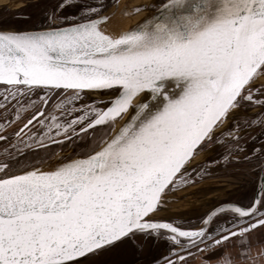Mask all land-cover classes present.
Wrapping results in <instances>:
<instances>
[{
	"label": "snow or ice",
	"instance_id": "snow-or-ice-1",
	"mask_svg": "<svg viewBox=\"0 0 264 264\" xmlns=\"http://www.w3.org/2000/svg\"><path fill=\"white\" fill-rule=\"evenodd\" d=\"M151 7L117 34L101 0H56L46 24L0 28V264H94L138 237L165 242L151 264H186L191 248L233 264L225 245L264 229V157L247 203L222 202L199 227L156 215L204 173L193 161L206 148L227 137V161L254 125L264 136V0ZM57 137L87 142L47 165L21 151Z\"/></svg>",
	"mask_w": 264,
	"mask_h": 264
},
{
	"label": "rangeland",
	"instance_id": "rangeland-1",
	"mask_svg": "<svg viewBox=\"0 0 264 264\" xmlns=\"http://www.w3.org/2000/svg\"><path fill=\"white\" fill-rule=\"evenodd\" d=\"M119 1L120 0H101L106 6L105 11L101 14H106L108 12L107 10L114 7ZM88 2L94 3L95 0H88ZM160 2L161 0H155L154 5H158ZM55 3L56 0H11L9 4L0 9V28L26 29L34 24H46V15L50 12ZM150 10L154 11L152 7ZM18 16H23L24 18H16ZM117 126H119V122ZM6 148H8V146H0V158H4ZM9 150L11 151L12 149ZM61 155L62 153H59L50 160L55 161ZM49 161H45V165L48 164ZM243 162L245 161L241 158L240 164ZM246 164L245 162L242 164V167L237 166L241 171H235L236 174L226 171L220 181H212L214 179L208 178V182L206 181V183L204 182L198 186H192L184 190L175 189L173 193L171 192L168 195V202L165 209L156 215L168 218H179L177 219L178 221L191 225H193L192 223L195 221L194 225H198L204 214L215 206L216 201L224 200L226 197H230L250 188L255 178H253V176L249 177V173H246L248 172L246 171L248 168ZM145 240L146 239L142 237H138L132 242V246L127 248L126 254L113 256V253L117 250L113 247L102 252L99 256L92 258V260L94 264H138L141 258L161 252L162 249L166 247L165 244H161L160 240L157 241L148 238L147 242H150L148 249L142 251V245ZM189 251L194 252L196 249L191 248ZM137 258H139V260H136Z\"/></svg>",
	"mask_w": 264,
	"mask_h": 264
},
{
	"label": "flooded vegetation",
	"instance_id": "flooded-vegetation-1",
	"mask_svg": "<svg viewBox=\"0 0 264 264\" xmlns=\"http://www.w3.org/2000/svg\"><path fill=\"white\" fill-rule=\"evenodd\" d=\"M259 111L260 109L258 107H249L246 109L245 112L242 113V115L251 117L253 113H257ZM34 130L39 132L42 129L40 128L39 125H35ZM102 130L103 129L98 126V130L96 134L98 135L99 132ZM11 131L12 129L9 128V134H11ZM249 131L252 138L250 139L246 137L244 140L241 141V147L243 148V151L240 152L233 151L232 156L227 161L223 159V156L227 155L229 152V146L226 143L228 139L227 137L221 138L220 142L213 143L210 147L202 151L193 161V164L197 166V171H199V167L203 166L205 169L204 173L200 176V178L197 180L196 183L191 184L187 187H178L176 189L184 190L192 186H198L204 182L206 183V181L207 180L209 181V179H214L212 181H220L221 177L224 176L223 174L226 173V171H230V173L236 174L235 171L237 172L241 171L238 167H242V164L246 162L247 163L246 165L248 166L246 170L248 172L246 173H249V177L253 176V178H255L250 188L247 190H243L238 194H234L230 197H226V199L224 200L216 201L215 206L221 204L222 202H235L238 204L247 203L252 198L253 192L256 190L258 186L259 169L257 166L260 163L261 157H264V153H257L256 155H252L253 148L259 149L261 148L262 145H264V136L261 135L262 129L258 125H254ZM25 133H27V129L25 130ZM55 139L57 140V143L55 144H51L48 141H44L43 147L38 148L33 145L31 148H27V147L21 148V151L25 153L27 158L32 162H36L41 159H44V161H49L59 153H62V155L65 157L75 158L74 153L80 151L83 145L87 142V138L81 139L77 137H72L70 140L67 141L62 140V138L59 137ZM21 140H23V136H21ZM12 142L13 143L15 142V138H13ZM24 143L29 144L31 143V141H24ZM4 145L6 147L8 146V144L5 143L4 141H0V146H4ZM246 156L250 158L247 161L244 160L245 162L240 164L241 158L244 159V157ZM37 166H39V164H37ZM215 206H213L211 209H213ZM178 222H180L186 227H197L201 221L199 222L198 225H194L195 221H193L192 223L193 225L186 224L181 221Z\"/></svg>",
	"mask_w": 264,
	"mask_h": 264
},
{
	"label": "bare ground",
	"instance_id": "bare-ground-1",
	"mask_svg": "<svg viewBox=\"0 0 264 264\" xmlns=\"http://www.w3.org/2000/svg\"><path fill=\"white\" fill-rule=\"evenodd\" d=\"M9 2L11 0H0V7L6 6ZM154 2L155 0H120L114 7L108 9L106 14L104 13L110 16L109 21L103 25L104 30L111 34H117L120 31L129 29L146 16L148 12H152L150 8L154 5ZM136 5H148L149 7L139 13L132 14L131 9ZM125 10L129 12L128 15L123 14ZM61 157L65 156L61 155L59 158Z\"/></svg>",
	"mask_w": 264,
	"mask_h": 264
},
{
	"label": "crops",
	"instance_id": "crops-1",
	"mask_svg": "<svg viewBox=\"0 0 264 264\" xmlns=\"http://www.w3.org/2000/svg\"><path fill=\"white\" fill-rule=\"evenodd\" d=\"M225 249L230 253L233 264H252L247 256L258 257V254L264 252V229L257 228L247 236V243L242 248L236 240H232ZM202 254L195 252L186 261V264H201ZM257 264H264V257H258Z\"/></svg>",
	"mask_w": 264,
	"mask_h": 264
},
{
	"label": "water",
	"instance_id": "water-1",
	"mask_svg": "<svg viewBox=\"0 0 264 264\" xmlns=\"http://www.w3.org/2000/svg\"><path fill=\"white\" fill-rule=\"evenodd\" d=\"M1 8H3V7H0V9ZM148 13H150V12H148ZM19 17L20 18L21 17L24 18L23 16H19ZM171 219L172 220H177L179 218H171ZM147 241H148V239H146L145 242H144V244L142 245V249H143L142 251H145L146 249H148V246H149L150 242H147ZM160 242H161V244H165V242L163 240H160ZM131 246H132V242H127V241L124 242L123 244L116 245L114 248H116L117 250H116V252L113 253V256H117V255H120V254H126L127 248H130ZM107 250H109V249H107ZM195 252H197V251H194L192 253L194 254ZM161 255H167V249H166V247L163 248L161 252H157V253H154L153 255L145 256V257L141 258V261L138 264H151V262L153 261V259H158ZM136 260H139V258H137Z\"/></svg>",
	"mask_w": 264,
	"mask_h": 264
},
{
	"label": "trees",
	"instance_id": "trees-1",
	"mask_svg": "<svg viewBox=\"0 0 264 264\" xmlns=\"http://www.w3.org/2000/svg\"><path fill=\"white\" fill-rule=\"evenodd\" d=\"M16 18H19V16H18V17H16Z\"/></svg>",
	"mask_w": 264,
	"mask_h": 264
}]
</instances>
